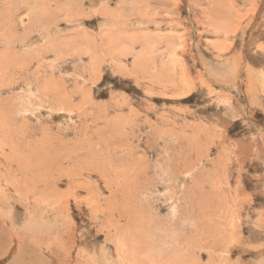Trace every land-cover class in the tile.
<instances>
[{
  "label": "rangeland",
  "instance_id": "1",
  "mask_svg": "<svg viewBox=\"0 0 264 264\" xmlns=\"http://www.w3.org/2000/svg\"><path fill=\"white\" fill-rule=\"evenodd\" d=\"M37 1L0 0L7 220L96 264H264V0Z\"/></svg>",
  "mask_w": 264,
  "mask_h": 264
},
{
  "label": "bare ground",
  "instance_id": "2",
  "mask_svg": "<svg viewBox=\"0 0 264 264\" xmlns=\"http://www.w3.org/2000/svg\"><path fill=\"white\" fill-rule=\"evenodd\" d=\"M11 1V0H10ZM43 1V0H42ZM44 1H46V0H44ZM47 1H49V0H47ZM255 1V0H254ZM253 1V2H254ZM257 1V0H256ZM255 1V2H256ZM36 2H39V1H37L36 0ZM35 2V3H36ZM227 2V1H226ZM6 3H8V2H6ZM33 3V2H32ZM41 3V2H40ZM230 3V2H229ZM233 3V2H232ZM250 3H252V1L250 2ZM257 3V2H256ZM256 3H254V6H252V7H255L256 8ZM261 3H262V1H261ZM264 3V2H263ZM258 4V3H257ZM37 5H39V4H37ZM228 5V4H227ZM231 5V4H230ZM264 5V4H263ZM29 7H30V4L28 5ZM35 6V5H34ZM229 6V5H228ZM232 6V5H231ZM262 6V5H261ZM2 7V6H1ZM9 7V6H8ZM27 8V7H26ZM255 8H253V9H255ZM258 8H260V7H258ZM9 9V8H8ZM33 10L35 9L34 7L32 8ZM38 9V8H37ZM40 9V8H39ZM15 10V9H14ZM31 10V9H30ZM222 10V9H221ZM232 10V9H231ZM25 11V10H24ZM28 11V10H27ZM208 11V10H207ZM251 11V10H250ZM105 12V11H104ZM107 12V14H108V10L106 11ZM110 12H112V11H110ZM233 12V11H232ZM8 13V12H7ZM26 14V13H25ZM32 14V13H31ZM33 14H35V13H33ZM102 14V13H101ZM106 14V15H107ZM230 15V14H229ZM23 16H24V14H23ZM28 16V15H27ZM36 16H39V15H36ZM35 16V17H36ZM68 16V15H67ZM215 17V16H214ZM225 17V16H224ZM245 17V16H244ZM19 18H21V17H19ZM39 18V17H38ZM41 18V17H40ZM39 18V19H40ZM43 18V17H42ZM41 18V19H42ZM243 18V17H242ZM11 19V18H10ZM13 19V18H12ZM11 19V20H12ZM29 21V23L30 24H32V23H34V24H36V22H38V21H36V19H34V17L32 18V16H30V19H28ZM3 21V20H2ZM18 21H19V26H20V23L21 24H23V19H18ZM42 21V20H41ZM40 21V22H41ZM45 21V20H44ZM5 22V21H4ZM17 22V21H16ZM15 22V23H16ZM18 24V23H17ZM27 24V23H26ZM41 25H44V24H41ZM40 24H39V26H41ZM38 26V27H39ZM12 27V26H11ZM48 27V26H47ZM10 28V27H9ZM32 28V27H31ZM33 28H35V27H33ZM43 28V27H42ZM22 29V28H21ZM36 29V28H35ZM34 29V30H35ZM24 30V29H23ZM22 30V31H23ZM31 30V29H30ZM30 30H29V32H30ZM37 31H40V30H38V29H36ZM37 31H35V32H37ZM42 31V30H41ZM48 31V30H47ZM229 31V30H228ZM33 32V31H32ZM51 32V31H50ZM3 33V32H2ZM40 33V32H39ZM13 34V33H12ZM31 34H35V33H31ZM113 34V33H112ZM33 35H32V37H33ZM36 35H37V33H36ZM40 35V34H39ZM26 36V35H25ZM41 36V35H40ZM41 37H43V36H41ZM40 37V38H41ZM31 38V37H30ZM11 39V38H10ZM43 40V39H42ZM4 41V40H3ZM31 41V40H30ZM46 41H48V39L46 40ZM40 42H42L41 40H40ZM15 43V42H14ZM20 43V42H19ZM5 44V43H4ZM3 44V45H4ZM25 44V43H24ZM33 44H36V46L37 45H44L45 43H42V44H39V43H33ZM20 45H22V44H20ZM19 45V46H20ZM30 46L32 45V43L31 44H29ZM47 45V44H46ZM45 45V46H46ZM8 46V45H7ZM27 46V45H26ZM44 46V47H45ZM48 46V45H47ZM230 46V45H229ZM35 47V46H34ZM1 48V47H0ZM7 48V47H6ZM21 48V47H20ZM22 48H24V47H22ZM36 50V49H35ZM38 50V49H37ZM47 56V55H46ZM42 60V59H41ZM58 60V59H57ZM59 61V60H58ZM52 67V66H51ZM48 69V68H47ZM52 69V68H51ZM53 69H55V68H53ZM53 76V75H52ZM47 79V78H46ZM48 80V79H47ZM39 87V86H38ZM51 88V87H50ZM48 89V88H47ZM46 91V90H45ZM39 92V91H38ZM43 92H44V90H43ZM66 92V91H65ZM58 93V92H57ZM70 93V92H69ZM45 94H46V92H45ZM49 95V94H48ZM42 96H44V94L42 95ZM57 97V96H56ZM44 98V97H43ZM48 98V97H47ZM54 98V97H53ZM51 99V98H50ZM40 100V99H39ZM51 100H53V99H51ZM70 100V99H69ZM58 101V100H57ZM56 101V102H57ZM58 104V103H57ZM63 104V103H62ZM79 105V104H78ZM75 107V106H74ZM49 111V110H48ZM80 116V115H79ZM122 126V125H121ZM258 128V127H257ZM36 140V139H35ZM68 140V139H67ZM101 140V139H100ZM46 141V140H45ZM36 142V141H35ZM42 142V141H41ZM73 142V141H72ZM84 143V142H83ZM115 143V142H114ZM44 144V143H43ZM70 144V143H69ZM77 144V143H76ZM101 144V143H100ZM28 145V144H27ZM32 145V144H31ZM37 145V144H36ZM72 145V144H71ZM55 146V145H54ZM100 146V145H99ZM30 147V146H29ZM101 147V146H100ZM41 148V147H40ZM39 148V149H40ZM48 148V147H47ZM26 149V148H25ZM52 149V148H51ZM74 149H76V147L74 148ZM27 150V149H26ZM29 150H31V149H29ZM34 150H37V149H34ZM113 150V149H112ZM63 151V150H62ZM90 151V150H89ZM39 152V151H38ZM91 152V151H90ZM93 152V151H92ZM91 152V153H92ZM68 153V152H67ZM34 154V153H33ZM63 154V153H62ZM89 154V153H88ZM85 156V155H84ZM28 157V156H27ZM125 158V157H124ZM97 159H99V158H97ZM14 160V159H13ZM126 160V159H125ZM58 160H56V162H57ZM96 163H97V161H96ZM93 164H95V163H93ZM21 165V164H20ZM96 165V164H95ZM18 166H19V164H18ZM23 166V167H22ZM92 166V165H91ZM90 166V167H91ZM94 166V165H93ZM20 167V169L23 171V170H25V164H22L21 166H19ZM18 167V168H19ZM89 167V168H90ZM92 168V167H91ZM94 168H95V166H94ZM71 169H73V168H71ZM16 170V169H15ZM69 171H70V169H68ZM73 170H75V171H77L75 168L73 169ZM72 170V171H73ZM93 170V169H92ZM17 171V170H16ZM94 171V170H93ZM19 172V171H18ZM25 172V171H24ZM74 172V171H73ZM72 172V173H73ZM23 173V172H22ZM21 173V174H22ZM60 173V172H59ZM75 173H77V172H75ZM24 174V173H23ZM62 174V173H61ZM79 174V173H78ZM78 174H77V176H78ZM115 174V173H114ZM75 175V174H74ZM74 175H73V177L72 178H74ZM62 176V175H61ZM67 176H68V174H67ZM77 178V177H76ZM25 179V178H24ZM74 180V179H73ZM76 180V179H75ZM78 180V179H77ZM106 181V180H105ZM23 182L24 183H26L27 181L26 180H23ZM15 183V182H14ZM79 183V182H78ZM28 184H30V182L28 183ZM81 184V183H80ZM23 186V185H22ZM0 187L2 188V186L0 185ZM29 188L30 190H32V189H34V187H35V184H30V186L29 185H25V187L23 188V189H27V188ZM15 188V191H18V193L19 192H21L22 191V188L19 186L18 188H16V187H14ZM13 188V189H14ZM21 188V189H20ZM3 189H4V187H3ZM2 191L3 190H1L0 189V193H2ZM7 201V200H6ZM5 201V202H6ZM12 202H13V200H12ZM11 202V203H12ZM14 206V205H13ZM161 209V208H160ZM13 214H15L14 212H13ZM8 215V214H7ZM7 215H5V213H4V210L2 209V205H0V263H4V264H96L97 262H94L93 263V261L92 260H96V259H98V258H100V254H99V256L97 257L95 254H93V255H95V256H89L88 254H81L82 252H80V249L78 250V255L76 256V257H73L72 256V254H73V252H72V249H73V246H71L70 244H69V241L68 242H64L63 240H60L58 243H48V237L47 236H42V234H38V235H33V233L32 232H29V231H25V229L23 228L22 230H19V229H17V227H16V222H9L8 220H14V215H13V217L11 216V218L9 219V217H7ZM8 219V220H7ZM15 221V220H14ZM14 223V224H13ZM18 223V222H17ZM16 224V225H15ZM18 225H19V223H18ZM21 225V224H20ZM19 225V226H20ZM22 226V225H21ZM41 229H43V228H41ZM45 230V229H44ZM37 233H41V232H37ZM66 233H68V231L66 232ZM125 234V233H124ZM128 235V234H127ZM40 236H42V237H40ZM141 236V235H140ZM62 237V236H61ZM139 237V236H138ZM150 237V236H149ZM62 239H63V237H62ZM136 239H137V237H136ZM122 240H124V239H122ZM52 241V240H51ZM56 242V241H55ZM122 244V243H121ZM141 244V243H140ZM79 246H81V245H79ZM117 246V245H116ZM125 246V245H124ZM123 246V247H124ZM137 246H138V244H137ZM76 247V246H75ZM74 247V248H75ZM122 247V246H121ZM129 248H130V246H128ZM137 248H139V246L137 247ZM141 248V247H140ZM140 248H139V250H140ZM97 251V250H96ZM117 251V250H116ZM131 251V250H130ZM136 252L135 253H137V249L135 250ZM140 251H142V249L140 250ZM120 252V251H119ZM122 252V251H121ZM124 252V251H123ZM129 252V251H128ZM96 253V252H95ZM135 253H133V254H135ZM141 253V252H140ZM97 254V253H96ZM118 254V253H117ZM122 254V253H121ZM124 254V253H123ZM126 254V253H125ZM129 254H130V252H129ZM127 255V254H126ZM139 255V254H138ZM176 255V254H175ZM122 256V255H121ZM129 256V255H128ZM130 256H131V254H130ZM134 256H136L137 257V255H134ZM133 256V257H134ZM122 257H124V256H122ZM133 257H131L130 258V260L131 259H133ZM136 257H134V259L132 260L133 261V263L134 264H138V261H137V258ZM223 257V256H222ZM118 258H119V256H118ZM139 258V257H138ZM144 258V257H143ZM225 258V257H224ZM89 259L91 260V261H89ZM124 259V258H123ZM127 259V260H126ZM4 260H6L5 262H3ZM100 260H102V259H100ZM116 260V259H115ZM119 260V259H118ZM129 259H128V257H126L125 259H124V262L122 261L120 264H132V261H130ZM141 260V259H140ZM142 261H144V260H142ZM145 262V261H144ZM160 262H162V261H160ZM150 263V262H149ZM171 263V262H170ZM145 264V263H144ZM159 264V263H158ZM164 264V263H163ZM175 264V263H174Z\"/></svg>",
  "mask_w": 264,
  "mask_h": 264
}]
</instances>
